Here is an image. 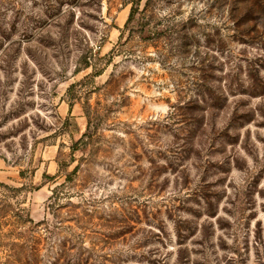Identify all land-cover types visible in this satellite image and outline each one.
Instances as JSON below:
<instances>
[{"label": "rangeland", "instance_id": "374dc122", "mask_svg": "<svg viewBox=\"0 0 264 264\" xmlns=\"http://www.w3.org/2000/svg\"><path fill=\"white\" fill-rule=\"evenodd\" d=\"M0 264H264V0H0Z\"/></svg>", "mask_w": 264, "mask_h": 264}, {"label": "trees", "instance_id": "16d2710c", "mask_svg": "<svg viewBox=\"0 0 264 264\" xmlns=\"http://www.w3.org/2000/svg\"><path fill=\"white\" fill-rule=\"evenodd\" d=\"M90 65L88 64V62L86 63V67H89Z\"/></svg>", "mask_w": 264, "mask_h": 264}, {"label": "crops", "instance_id": "0c3cea01", "mask_svg": "<svg viewBox=\"0 0 264 264\" xmlns=\"http://www.w3.org/2000/svg\"><path fill=\"white\" fill-rule=\"evenodd\" d=\"M3 177H4V174H3Z\"/></svg>", "mask_w": 264, "mask_h": 264}]
</instances>
